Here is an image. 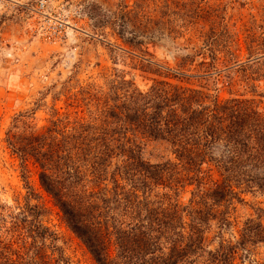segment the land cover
Returning <instances> with one entry per match:
<instances>
[{
    "label": "trees",
    "instance_id": "obj_1",
    "mask_svg": "<svg viewBox=\"0 0 264 264\" xmlns=\"http://www.w3.org/2000/svg\"><path fill=\"white\" fill-rule=\"evenodd\" d=\"M123 9L107 17L91 14L93 32L110 28L138 60L134 70L163 73L166 80L152 79L140 90L113 69L102 83L69 92L65 111L52 108L40 130L28 114L12 119L5 144L21 164L27 217H0L11 220L10 239L0 241V264H39L47 242L50 254L43 260L69 264L56 235L41 223L44 209L30 203L39 197L29 185L27 163L95 264H243L264 245L259 216L246 219L236 237L224 236L243 194L264 199V113L254 99L264 97V36L250 35L245 61L233 56L216 67L219 44L212 41L205 45L209 61L199 64L203 73L189 75L182 64L162 71L138 39L149 29L138 20L132 24L137 13ZM229 44L223 48L231 51L234 41ZM106 48L113 53V46ZM233 72L250 97H218L220 79L230 86ZM169 79H200L212 89ZM149 143L163 149L156 162L146 158ZM185 188L190 197L183 205L177 199Z\"/></svg>",
    "mask_w": 264,
    "mask_h": 264
},
{
    "label": "rangeland",
    "instance_id": "obj_2",
    "mask_svg": "<svg viewBox=\"0 0 264 264\" xmlns=\"http://www.w3.org/2000/svg\"><path fill=\"white\" fill-rule=\"evenodd\" d=\"M123 7L137 13L138 19L132 24L138 20L149 29L147 36L138 39L144 41L162 71L177 70L182 64L181 69L189 75L203 73L205 67L199 64L209 61L205 45L212 41L219 44L214 53L216 67L227 64L233 56L245 61V43L250 35L264 36V0H0V217H27L23 213L27 192L20 177L21 164L5 144V133L15 116L30 115L29 121L40 130L46 126L52 108L65 111L69 92L75 93L78 87L91 82L102 83L104 77L114 73L113 69L131 77L140 90H146L152 79L166 80L163 73L157 77L134 70L138 60L110 28L103 34L93 32L91 14L113 16ZM231 40L234 45L228 51ZM106 45L113 46V53ZM231 75L235 82L230 86L223 83L224 78L218 83L220 99L229 98V93L247 94L239 75ZM169 81L180 85L206 84L212 89L211 82L200 79H190L188 84L185 80ZM254 99L264 113V97ZM162 151V147L149 143L145 155L156 162ZM26 166L29 185L39 197L30 203L44 209L41 223L56 235L55 246L69 264H95L82 242L67 228L52 199L40 188L36 168L31 163ZM189 197L190 188H185L177 200L185 205ZM242 198L243 203L232 206V227L225 238L236 237L248 218L259 216L264 226V214L256 211L264 209V199L250 193ZM9 221H0V241L4 243L10 239L5 233ZM46 245L40 253L43 256L36 259L39 264L49 260H43L45 254H50L49 242ZM263 262L264 245H259L243 264Z\"/></svg>",
    "mask_w": 264,
    "mask_h": 264
}]
</instances>
